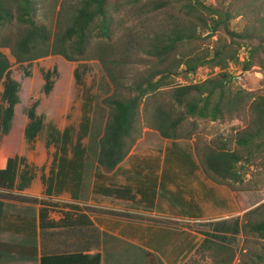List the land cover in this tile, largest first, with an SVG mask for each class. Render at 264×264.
<instances>
[{
  "label": "crops",
  "instance_id": "1",
  "mask_svg": "<svg viewBox=\"0 0 264 264\" xmlns=\"http://www.w3.org/2000/svg\"><path fill=\"white\" fill-rule=\"evenodd\" d=\"M81 90L44 91L18 118L20 97L9 127H18L19 136L6 145L8 102L0 90V264H15L8 262L14 255L22 264L36 257L41 264L43 255L70 253L100 254L105 264L106 254L127 257L134 245L146 264L150 252L165 264H184L207 233L233 245L240 239L248 208L206 174L195 137H143L117 167L93 162L94 111L79 99ZM34 105L42 126L29 135ZM243 198L250 203L248 194Z\"/></svg>",
  "mask_w": 264,
  "mask_h": 264
},
{
  "label": "trees",
  "instance_id": "2",
  "mask_svg": "<svg viewBox=\"0 0 264 264\" xmlns=\"http://www.w3.org/2000/svg\"><path fill=\"white\" fill-rule=\"evenodd\" d=\"M125 5L137 7L141 12L176 10L186 22L182 21L183 29L156 38L154 54L164 66L152 74L160 75V79L148 80L145 86L136 84V87H130L128 97L106 100L111 111L105 118V110L101 109L103 121L95 119L90 126V159L110 169L117 167L136 142L140 108L145 97L160 104L162 99L156 93L162 86H169L175 74L183 72L189 77L200 66L218 67L220 72L213 77L172 88V103L169 105L180 107V115L172 119L171 111H163L158 106L149 116V124L162 137L175 139L178 126L188 118L210 121L243 119L245 126L237 131L234 148L228 142L217 144L209 147L203 157L206 174L217 184L237 191L246 166L256 162L264 167V92L235 85V75L229 66H239L241 72L258 67L264 76V0H81L63 30H55L51 23L39 21V0H0V33L13 25L18 27L12 45L18 63H32L38 58L60 55L74 64L76 83L84 86L86 65L80 70V61L90 58L93 46L99 48V54L111 50L104 40L112 38L114 13ZM243 17L249 24L242 31L233 29L232 21ZM2 40V44L7 45L13 38L4 35ZM100 41H104L102 45ZM203 44H206L205 49H202ZM186 45L194 47L184 54ZM177 52L183 54L182 59L176 57ZM182 66L185 69L181 70ZM10 69L7 55L0 50V85L4 88L3 98L8 102L4 132L9 130L21 89L20 83L12 78ZM54 72L55 69L48 70L45 74L46 94L54 88ZM86 100L91 103V97ZM29 114L32 122L27 133L32 135L41 129L42 122L35 118V105ZM18 136L19 128H10L4 135V144H13ZM6 165L13 167L14 159H7ZM2 172L4 169L0 170V180L4 178ZM10 180L13 183L15 175L12 174ZM237 199L240 200L238 194ZM263 207L261 204L245 212L244 235L257 233L264 238V218L256 223L251 221ZM1 249L3 243L0 239ZM2 256L0 253V260ZM148 256L151 258L149 264H165L156 253L150 252ZM258 256L264 262V256ZM235 257L236 248L232 244L207 233L184 264H232ZM41 264H103V256L82 253L43 255Z\"/></svg>",
  "mask_w": 264,
  "mask_h": 264
},
{
  "label": "rangeland",
  "instance_id": "3",
  "mask_svg": "<svg viewBox=\"0 0 264 264\" xmlns=\"http://www.w3.org/2000/svg\"><path fill=\"white\" fill-rule=\"evenodd\" d=\"M40 7L38 18L41 23H51L55 30H63L66 22L70 21L71 16L76 13L80 6L81 0H39ZM186 22L176 10L153 11L148 10L141 12L137 7L125 5L120 11L114 13V29L111 39H105V43L112 47L110 51L99 54V48L93 46L90 48L88 60L80 61V70L86 65L83 71L84 86L76 83L73 70L74 64L67 61L60 55H50L34 60L32 63H18L13 55L14 40L17 36V26L13 25L4 29L0 33V50L5 53L11 65V76L21 85L18 118L23 109L31 105L38 98L44 96L45 74L48 70H54L52 79L55 81L54 88H73L81 89L79 99L91 97L93 120L103 121L101 115L105 110L104 117H107L111 107L106 100L128 97L131 93L129 88L136 87V84L146 85L148 80L157 81L160 75H153L164 66L155 56V44L158 36L164 35L166 32L183 29ZM247 24L248 19L238 18L232 21L231 27L237 31H242ZM11 35L12 41L7 45H3V36ZM100 44L102 45V42ZM94 42H97L96 40ZM202 49L206 48V44L201 45ZM193 46L186 45L183 53L187 54ZM188 55H186L187 57ZM177 58H183V54L176 53ZM185 69L184 66L181 70ZM229 70L235 75L234 84L243 86L249 90L264 92V76L260 69L254 68L247 72H241L239 66H229ZM29 72V74L26 73ZM220 72V68H212L210 66H200L193 75L185 76L183 72L179 73L172 79L169 86L161 87L156 95L162 99V103H155L151 97H145L140 108L138 121L137 141L143 137L164 140L160 133L149 124V116L153 114L154 108L160 106L163 111H171V118L175 119L180 115L181 108L172 107V88L184 85L185 83L195 84L215 76ZM198 74V76H196ZM192 76L196 77L192 80ZM3 85H0V90ZM100 109V110H99ZM103 109V110H101ZM18 122V121H16ZM245 126V121L241 118L232 120L210 121L199 118H188L179 126L176 133L185 138L195 137L201 152H206L209 147L217 144L228 142L229 146L234 148V137L237 131ZM134 144V145H135ZM256 162L246 166L242 171L243 180L237 184L236 193L243 202V209H253L264 204V167ZM239 191L241 193H239ZM250 196V203L243 198V194ZM236 194V197H237ZM264 218V207L258 211L252 218V223H256ZM244 220V215L242 222ZM55 240H58L55 235ZM232 244V243H231ZM233 245V244H232ZM236 248V257L232 264H264L260 261L259 256H264V238L259 237L257 233L245 234L241 233L240 239L236 240L233 245ZM137 246H132L128 250L127 257L112 256L106 254L105 264H146L145 257L137 252ZM58 252V250H55ZM194 253V252H193ZM193 255V254H192ZM191 255V256H192ZM114 259V261H112ZM23 258L14 255L8 262L22 264ZM112 261V262H111ZM7 259L4 261V264ZM32 264H39L38 258L33 259Z\"/></svg>",
  "mask_w": 264,
  "mask_h": 264
},
{
  "label": "built area",
  "instance_id": "4",
  "mask_svg": "<svg viewBox=\"0 0 264 264\" xmlns=\"http://www.w3.org/2000/svg\"><path fill=\"white\" fill-rule=\"evenodd\" d=\"M232 67H233V66H232ZM191 75H193V74H191ZM191 75H190V77H191ZM196 76H198V74H197ZM195 78H196V77H193V76H192V80H191V81H193V79H195ZM193 82H194V83H197L198 80L195 79ZM191 83H192V82H191ZM186 84H190V83H185L184 85H186Z\"/></svg>",
  "mask_w": 264,
  "mask_h": 264
}]
</instances>
